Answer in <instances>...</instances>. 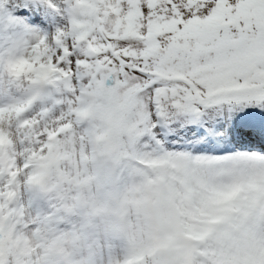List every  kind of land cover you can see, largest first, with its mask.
<instances>
[{
	"label": "snow or ice",
	"instance_id": "snow-or-ice-1",
	"mask_svg": "<svg viewBox=\"0 0 264 264\" xmlns=\"http://www.w3.org/2000/svg\"><path fill=\"white\" fill-rule=\"evenodd\" d=\"M35 2L0 0V50L50 65L0 151V264H264V0H46L51 37Z\"/></svg>",
	"mask_w": 264,
	"mask_h": 264
},
{
	"label": "clouds",
	"instance_id": "clouds-1",
	"mask_svg": "<svg viewBox=\"0 0 264 264\" xmlns=\"http://www.w3.org/2000/svg\"><path fill=\"white\" fill-rule=\"evenodd\" d=\"M71 31V29H68ZM3 41H0L2 44ZM27 49L8 53L7 46L0 50V83L4 86V93L8 96V101L0 105V151L5 155L8 152L14 153V159H24L28 148L24 147V138L21 136L24 125L31 126V121L35 120V115L31 120L24 119L25 113L32 107V101L36 98L29 94V89L39 86V83L46 79L50 72V65H38V62L30 58V53L26 55ZM29 63H23L28 61ZM19 73V75H16ZM21 81L19 87L15 81ZM79 107V105H78ZM88 120L94 127L102 125V117L95 113L90 106L80 107L79 114L71 121L77 129L80 123ZM91 155V152H89ZM39 152H34L28 157L29 164H36ZM19 173L24 172V166L17 169ZM45 173L40 168H34L33 172L24 181V187L27 191L30 187L42 182L45 179ZM21 225L17 227V225ZM24 227L26 225L22 220L6 222L4 224L5 241L10 232H15L17 239L25 236ZM121 264H124L123 259Z\"/></svg>",
	"mask_w": 264,
	"mask_h": 264
},
{
	"label": "rangeland",
	"instance_id": "rangeland-1",
	"mask_svg": "<svg viewBox=\"0 0 264 264\" xmlns=\"http://www.w3.org/2000/svg\"><path fill=\"white\" fill-rule=\"evenodd\" d=\"M59 1H61V0H59ZM35 3H39V5L37 6L40 9L39 13H44L45 15H49L50 16V23H46V24L43 23L41 25H43L44 27H48L49 30H50V28H52V26H53V23H55L54 26H53V30H51V32L48 34V36L51 37L55 33L57 28H59L63 24V20H61L63 18V15H62V13H60L57 10L56 11L52 10V13H51L50 12L51 11L50 10L51 9L50 5L46 2V0H36ZM35 3L32 5L33 6L32 10L30 9L32 12L36 8V4ZM40 15L42 17H44L43 14H40ZM0 37H2L1 40L4 39V31H3V27L2 26H0ZM0 96L1 97L7 96L4 93V86L0 89Z\"/></svg>",
	"mask_w": 264,
	"mask_h": 264
},
{
	"label": "bare ground",
	"instance_id": "bare-ground-1",
	"mask_svg": "<svg viewBox=\"0 0 264 264\" xmlns=\"http://www.w3.org/2000/svg\"><path fill=\"white\" fill-rule=\"evenodd\" d=\"M52 3L53 4H55V5H57L58 6V8H60L61 10H62V8H63V5H62V3H61V1H59V0H52ZM50 12L52 13V10H54V11H56L57 10V8H54V7H52V6H50ZM58 11V10H57ZM60 13H62V11H59ZM48 17L50 18V16L49 15H45V17H44V19H46V20H48ZM63 19V18H62ZM63 23H64V19H63ZM29 24H31L32 25V23H29ZM39 29H41V31H42V33L44 32V34H45V32H46V28H41V27H39ZM1 38L2 37H0V41H3V40H1Z\"/></svg>",
	"mask_w": 264,
	"mask_h": 264
}]
</instances>
